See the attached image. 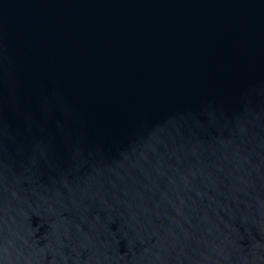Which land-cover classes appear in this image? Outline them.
<instances>
[{
	"label": "water",
	"instance_id": "obj_1",
	"mask_svg": "<svg viewBox=\"0 0 264 264\" xmlns=\"http://www.w3.org/2000/svg\"><path fill=\"white\" fill-rule=\"evenodd\" d=\"M0 264H264V0H0Z\"/></svg>",
	"mask_w": 264,
	"mask_h": 264
}]
</instances>
